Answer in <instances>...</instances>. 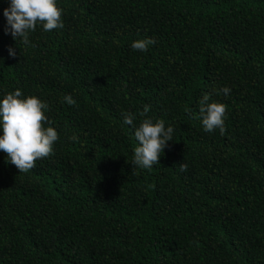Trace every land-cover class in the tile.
Returning a JSON list of instances; mask_svg holds the SVG:
<instances>
[{"label":"trees","instance_id":"obj_1","mask_svg":"<svg viewBox=\"0 0 264 264\" xmlns=\"http://www.w3.org/2000/svg\"><path fill=\"white\" fill-rule=\"evenodd\" d=\"M7 3L0 95L45 100L58 139L27 171L0 150V264H264V0H57L63 27L27 43ZM204 92L223 134L203 130ZM145 103L174 126L150 168L121 115Z\"/></svg>","mask_w":264,"mask_h":264},{"label":"clouds","instance_id":"obj_2","mask_svg":"<svg viewBox=\"0 0 264 264\" xmlns=\"http://www.w3.org/2000/svg\"><path fill=\"white\" fill-rule=\"evenodd\" d=\"M63 9L57 0H8L7 7L3 9L5 17L4 31L10 33L14 39L21 38L28 42L29 34L37 24L42 31L62 28ZM155 38L146 36L133 39L130 47L145 51L154 44ZM9 56L17 53L12 46H8ZM217 91L228 96L231 89L224 85ZM63 101L71 105L75 103L72 95L65 94ZM199 116L203 130L212 132L219 129L225 131L226 105L223 102L210 99V93L204 92L199 100ZM150 105L145 103L142 109L137 110L144 118L138 125H134L137 113L124 111L121 113L122 122L134 126L133 135L138 141L133 149L132 164L142 168H150L159 161L167 142L173 139L174 126L165 124L160 118L153 119L145 116ZM48 104L45 100L34 94H22L20 88L0 95V150L6 153V161L12 163L21 171L31 169L35 161L48 156L53 151V144L58 139V132L51 125L46 115ZM75 139V137H70ZM181 171L187 165L180 163Z\"/></svg>","mask_w":264,"mask_h":264}]
</instances>
